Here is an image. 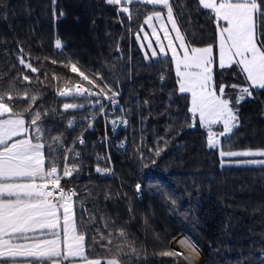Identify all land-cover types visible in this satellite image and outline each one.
Instances as JSON below:
<instances>
[{"label":"trees","instance_id":"16d2710c","mask_svg":"<svg viewBox=\"0 0 264 264\" xmlns=\"http://www.w3.org/2000/svg\"><path fill=\"white\" fill-rule=\"evenodd\" d=\"M169 2L190 45L216 42L210 10L198 0ZM124 6L131 19L119 13L120 5L106 0H0V93L15 89L14 95H36L33 109L41 110L46 135L62 134L60 141L48 140L54 153L46 144V169L53 158L62 169L61 144L74 149L68 163L78 171L62 184L78 194L75 222L77 233L85 236L86 255L102 262L115 258L120 264H158L167 257L164 252H175L172 241L175 247L186 241L182 250L192 264H202L204 258L205 264H264V166L230 165L246 158L219 154L264 151V90H253L239 104L232 96L239 125L220 148H209L208 129L199 126L198 118L196 127L189 126L190 98L178 92L171 57L146 60L135 38L148 13L167 10L140 2ZM21 56L39 71L24 69ZM72 63L119 92L113 116L105 107L101 114L84 97L58 96L60 88L80 82L70 70ZM24 74L30 83L22 80ZM225 79L247 83L234 74ZM28 103L19 100L15 108L23 111ZM64 103L85 107L64 112ZM117 116L129 125L114 136L107 118ZM97 166L110 171L98 174ZM159 264L185 263L172 258Z\"/></svg>","mask_w":264,"mask_h":264},{"label":"snow or ice","instance_id":"6c2138e0","mask_svg":"<svg viewBox=\"0 0 264 264\" xmlns=\"http://www.w3.org/2000/svg\"><path fill=\"white\" fill-rule=\"evenodd\" d=\"M106 2L110 5H121L119 13L129 14L131 19L130 9L124 5L132 4L133 0ZM141 2L165 8L167 21L171 24V31L175 33V37L170 36L160 11L147 15L135 34L144 58L148 60L158 57L157 50L153 47L154 42L160 55L167 57L171 53L178 92L190 94L188 111L191 113L192 123L189 126L196 127L198 117L199 126L208 129L207 145L210 148L216 147L220 137L229 135L239 125L238 110L233 106L230 90L238 93L235 104H239L246 97L251 98L253 90L264 89V0H198L202 9L210 10L213 14L217 31L216 42L202 47L192 46L186 41L174 18L173 6L169 0ZM154 20L160 23L167 45L161 41ZM145 25L155 37L154 42L150 39L149 32L145 31ZM55 47L58 50L62 48L60 40L55 42ZM19 63L31 73L39 71L37 67L26 62L23 56L19 58ZM52 63L56 61L53 60ZM65 67L69 65L66 64ZM70 70L79 76L80 82L74 87L60 88L57 93L59 97H84L94 101L92 106H98L102 114L103 101L115 103L119 92L113 91L103 77L86 74L75 63L70 65ZM229 74H234L237 78L242 76L247 83H231L225 79ZM22 80L30 83L31 77L24 74ZM14 91L15 89H11L0 93V258L15 260L18 257H28L60 264L54 258L79 257L81 264H102L101 259H89L85 255V236L77 234L74 210V198L78 195L76 190H65L61 185L62 179H70L78 171L75 164L68 163V154L74 149L60 145L64 153L62 174L54 158L49 160L46 170V144L49 152L54 153L55 149L48 140L60 141L62 134L55 137L46 135L41 124V110L33 109L36 95L29 96L25 92L23 96H19L14 95ZM109 92L111 95H108ZM19 100L29 102L23 111L15 108V102ZM84 107L83 104L64 103L62 110L67 112ZM218 124L222 125L223 130L219 133L213 132L212 126ZM68 126H72V121H69ZM78 143H84L82 137L78 139ZM219 154L221 158L264 157V151L221 150ZM155 155L159 156L160 152L156 151ZM242 163L264 165V159ZM95 171L103 175L110 170L97 166ZM140 188L141 185L137 184V192ZM61 229L65 250L63 253L60 248ZM49 235L53 238H46ZM120 235H124L123 231ZM163 255L173 256L180 253L166 251ZM105 264L120 262L110 258Z\"/></svg>","mask_w":264,"mask_h":264},{"label":"rangeland","instance_id":"374dc122","mask_svg":"<svg viewBox=\"0 0 264 264\" xmlns=\"http://www.w3.org/2000/svg\"><path fill=\"white\" fill-rule=\"evenodd\" d=\"M133 2H140V3H142L141 2V0H133ZM144 4V3H143ZM150 6H152V7H159L160 5H150ZM160 8H163L162 6L160 7ZM161 13H162V16L164 17V24L167 26V28L169 29V33H170V36H172V37H175V33L174 32H172L171 31V24L167 21V13H165V12H162V11H160ZM152 13V12H151ZM151 13H148L147 15H149V14H151ZM146 18V17H145ZM175 18V17H174ZM177 22V21H176ZM153 23L156 25V27H157V31H158V34L160 35V37H161V41L165 44V45H167V41L166 40H164V38H163V32L160 30L161 29V25H160V23L159 22H156L155 20L153 21ZM177 25H178V27H179V24L177 23ZM144 28H145V31H148L149 32V36H150V39H152L153 40V42L155 41V37L154 36H152L151 35V31H150V29H148V27L145 25L144 26ZM179 30H180V27H179ZM180 32H181V30H180ZM182 33V32H181ZM183 34V33H182ZM141 35H143L142 33H141ZM184 35V34H183ZM185 37V36H184ZM144 43H146V41L144 42ZM176 43H178V42H176ZM139 44H140V42H139ZM153 47L154 48H156V50H157V53H158V57L157 58H159L160 56H163V55H160L159 54V48L156 46V44H155V42L153 43ZM146 51H149L150 52V50H147V49H145ZM181 53H182V50H181ZM169 57H171V53L169 52V55H168ZM257 90H264V89H257ZM185 95V94H184ZM186 95H188L189 96V98H190V94H186ZM238 95V93L237 92H235L234 90H230V97H231V99H232V96L234 97V99H236V96ZM246 98H248V97H246ZM245 98V99H246ZM116 103V102H115ZM114 103V104H115ZM112 111V110H111ZM113 114H114V112H112ZM122 119V117H120V116H117L116 117V119H108V121H117V120H119V121H121L120 119ZM198 118V117H197ZM90 125H92V123L90 124ZM96 125L94 124V126L92 127V128H94ZM223 130V128H222V125H213L212 126V131L213 132H216V133H219L220 131H222ZM226 136H228V135H226ZM225 137V136H224ZM224 137H220V142L217 144V146L216 147H213V148H220L221 147V144H222V140H223V138ZM209 147V146H208ZM210 148V147H209ZM246 158V160H241V161H239V162H234V163H232V164H230V165H234V164H237V165H241V166H246V165H250V166H257V165H259V166H264V165H260V164H248V163H242L243 161H248V160H257V161H259V160H261V159H264V157H259V156H255V157H245ZM62 169H63V167H62ZM110 169L111 170H113L112 168H111V165H110ZM78 234V233H77ZM180 235H182V234H180ZM188 236V235H187ZM179 237V236H178ZM177 237V238H178ZM189 237V236H188ZM189 239H190V237H189ZM175 240V239H174ZM192 239H190V241H191ZM183 243H177V245H176V247L174 246V243H173V241H172V247H173V249H174V251H175V253H180V255H173V256H167V257H165L164 259H162L161 261H159V263H161V262H166V261H169V259H172V258H182L183 260H184V263L185 264H192V263H190L189 262V258H188V255L185 253V251H183L182 250V248H183ZM197 246V245H196ZM198 247V246H197ZM199 249V248H198ZM199 251H201L200 249H199ZM202 253V252H201ZM204 257H206L205 256V254H204ZM158 263V264H159ZM206 263V258H204V261L202 262V264H205Z\"/></svg>","mask_w":264,"mask_h":264},{"label":"crops","instance_id":"0c3cea01","mask_svg":"<svg viewBox=\"0 0 264 264\" xmlns=\"http://www.w3.org/2000/svg\"><path fill=\"white\" fill-rule=\"evenodd\" d=\"M133 3H135V2H133ZM159 7H161V6H159ZM9 143H11V141ZM45 167H46V162H45ZM76 230H77V228H76ZM29 235H31V234H29ZM46 238L52 239L53 237H51L49 235ZM60 239H61L60 248H61V251L63 253L65 250H64L63 243H62V239H63V237H62V229H61V237H60ZM23 242L24 241H22V243ZM84 251H85V255H86L85 242H84ZM54 259L59 260L60 261V264H81V260H80L79 257H76V258L69 257L67 259H63L62 257H60V258H54ZM34 260L36 261L35 258H28V257H18L15 260L6 259V258H0V264H37ZM44 261H49V260H44ZM49 262H50L49 264H52L51 261H49ZM105 262H102V264H105ZM43 264H46V263L43 262Z\"/></svg>","mask_w":264,"mask_h":264},{"label":"built area","instance_id":"2783aa9c","mask_svg":"<svg viewBox=\"0 0 264 264\" xmlns=\"http://www.w3.org/2000/svg\"><path fill=\"white\" fill-rule=\"evenodd\" d=\"M103 103L105 104V107L108 108V107H112V105L114 103H110L109 101L105 100L103 101ZM114 112V110L112 109L111 113ZM102 114V113H101ZM113 114V113H112ZM107 119H110V118H107ZM120 119V118H119ZM121 121L117 120L115 121V123H113V121H111V125L113 127V130H114V134L116 135L117 131L120 129V128H123V129H127L128 128V125H129V121L127 120V118H122L120 119ZM124 121H126V124L124 123ZM94 123H95V120L93 119L92 120V125L91 127H89L91 130H93L94 128H92L94 126ZM111 168H113V166L111 165ZM62 174V173H61ZM64 179L61 180V185L62 187H64V185L62 184ZM39 182V181H38ZM65 190L67 189H72V188H66L64 187Z\"/></svg>","mask_w":264,"mask_h":264},{"label":"bare ground","instance_id":"6f19581e","mask_svg":"<svg viewBox=\"0 0 264 264\" xmlns=\"http://www.w3.org/2000/svg\"><path fill=\"white\" fill-rule=\"evenodd\" d=\"M108 134H106L105 138H104V142H107V145H109V142H108V138H107ZM103 142V141H101Z\"/></svg>","mask_w":264,"mask_h":264}]
</instances>
